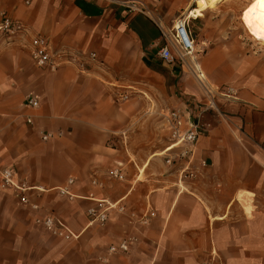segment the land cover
I'll return each mask as SVG.
<instances>
[{
  "label": "crops",
  "instance_id": "crops-1",
  "mask_svg": "<svg viewBox=\"0 0 264 264\" xmlns=\"http://www.w3.org/2000/svg\"><path fill=\"white\" fill-rule=\"evenodd\" d=\"M0 5L87 62L50 71L28 50L0 45V169L33 187L40 207L22 206L0 179V231L16 233L19 263L31 254L32 264H206L215 251L220 264H264V65L248 58L235 71L217 53L203 61L214 87L232 92L218 99L224 111L204 115L193 155L167 163V111L203 104L191 96L206 101L186 68L158 56L172 27L103 0ZM28 96L38 109L24 105ZM116 170L123 180L109 178ZM107 203L122 210L91 224L89 210ZM49 214L79 239L58 248L39 239L36 219ZM123 242L128 252L109 254Z\"/></svg>",
  "mask_w": 264,
  "mask_h": 264
},
{
  "label": "built area",
  "instance_id": "built-area-1",
  "mask_svg": "<svg viewBox=\"0 0 264 264\" xmlns=\"http://www.w3.org/2000/svg\"><path fill=\"white\" fill-rule=\"evenodd\" d=\"M121 5L129 12L134 11L136 2L124 1ZM191 19L189 15L179 17L168 33L165 35V45H163L158 53L160 59L174 63L179 62L187 69L190 75L196 79L201 91L204 94L206 103L192 102V106L188 104L183 108H174L167 111L165 120L169 131L170 145L168 151L175 152V157L167 159V163H171L175 158H186L193 155L194 149L203 134V123L201 120L207 112L215 111L218 108V99H228L232 89L227 87L221 90L210 84L208 78L201 68L200 64L195 63L196 56V36L191 28ZM0 45L6 47H21L29 51L33 63L42 69L55 71L64 66L77 67L84 71L87 62L81 55L71 54L66 50H54L49 39L43 35L35 33L25 22L14 17L11 13L4 10L0 5ZM88 58L91 61H98L95 53H91ZM127 91H134L132 88H124ZM130 93H120L117 99L119 101L128 100ZM24 105L32 110L40 107L39 98L28 96ZM195 111H197L195 113ZM27 124H33V118H27ZM52 135H43V140L52 139ZM264 167V162H263ZM110 179L123 180L124 176L120 171H112L109 175ZM1 187L5 190H11L18 202L32 210H40L39 205L31 201V195L35 191L33 187H28L19 184L16 180L15 173L12 169H0ZM72 183V180L70 181ZM119 209L116 204L107 203L104 209H90L91 224L105 225L108 220V212L110 210ZM36 224L50 234L67 241L78 240L80 235L75 234L61 219L49 214L36 219ZM130 246L127 242H123L117 246L109 248L110 255H116L123 252H128ZM218 256L215 251L212 252V257L206 264L217 263Z\"/></svg>",
  "mask_w": 264,
  "mask_h": 264
},
{
  "label": "rangeland",
  "instance_id": "rangeland-1",
  "mask_svg": "<svg viewBox=\"0 0 264 264\" xmlns=\"http://www.w3.org/2000/svg\"><path fill=\"white\" fill-rule=\"evenodd\" d=\"M103 1L116 5H119L117 1L120 2V4L124 1H134L137 5L130 14H147L167 29L171 28L174 25V21L179 17L187 16V10L191 6V0ZM214 5L216 6L213 7ZM119 6L123 7L122 5ZM211 7L212 9H210ZM195 8L197 9L199 7L195 6ZM173 13L175 14L174 16ZM200 13V16H195L194 18L198 20H191L190 25L196 36L195 63L200 64L204 72L206 69L204 68L203 61L208 57H212L215 53L220 54L218 56H213L221 60L220 64L229 61L228 64L233 65V70L235 71H238L240 66L244 64L248 58H252L255 64L264 65V0L217 1L212 3L206 11H200ZM161 20L164 21V23ZM195 23L196 26L194 27L193 24ZM189 75L188 73L187 76ZM207 78L210 84L213 85L208 76ZM192 82L195 86L196 83L194 81ZM191 86H193V84ZM222 86L223 87L219 86V88L224 90L223 88L229 85ZM196 87L200 88L197 85ZM189 99V101L197 99L196 102L206 103V101H202L196 96H191ZM225 103V101L217 100V105L221 112L224 109ZM199 105L201 106L203 104L199 103ZM37 228L41 229L43 232V235H40L39 239L46 240V242L55 248H58L60 241L69 243L67 240L50 234L40 226ZM15 239V232L0 231V264H32L31 254H28L26 256L27 258L25 257V263L18 262L19 257H24L26 254H23L22 249L15 248V244H13ZM36 264H40L38 259Z\"/></svg>",
  "mask_w": 264,
  "mask_h": 264
},
{
  "label": "bare ground",
  "instance_id": "bare-ground-1",
  "mask_svg": "<svg viewBox=\"0 0 264 264\" xmlns=\"http://www.w3.org/2000/svg\"><path fill=\"white\" fill-rule=\"evenodd\" d=\"M217 1H226V0H191V6L187 10L188 15L191 18H195V16H200V11H206L209 6ZM195 6H198L199 8H195Z\"/></svg>",
  "mask_w": 264,
  "mask_h": 264
}]
</instances>
